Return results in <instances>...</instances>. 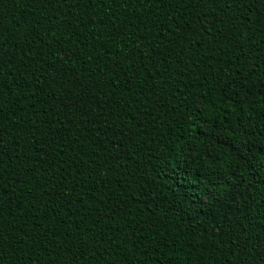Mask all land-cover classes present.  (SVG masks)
Here are the masks:
<instances>
[{
	"label": "trees",
	"instance_id": "16d2710c",
	"mask_svg": "<svg viewBox=\"0 0 264 264\" xmlns=\"http://www.w3.org/2000/svg\"><path fill=\"white\" fill-rule=\"evenodd\" d=\"M0 264H264V0H0Z\"/></svg>",
	"mask_w": 264,
	"mask_h": 264
}]
</instances>
